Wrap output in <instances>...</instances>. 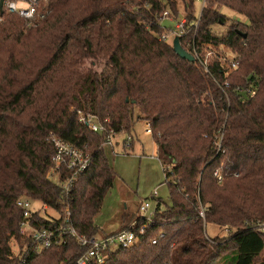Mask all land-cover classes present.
I'll return each instance as SVG.
<instances>
[{
	"label": "trees",
	"instance_id": "obj_1",
	"mask_svg": "<svg viewBox=\"0 0 264 264\" xmlns=\"http://www.w3.org/2000/svg\"><path fill=\"white\" fill-rule=\"evenodd\" d=\"M220 6L247 21L214 28L226 23ZM40 11L29 24L4 6L0 14V264L74 263L84 249L70 235L33 249L16 200L60 208L47 177L55 135L90 156L67 204L79 233L99 232L94 217L117 177L103 141L109 129L130 133L135 117L150 123L156 157L170 168L169 204L137 243L109 248L103 264H264V234L254 227L264 222V0H207L196 25L194 0H47ZM164 11L185 18L183 49L194 45L201 59L211 51L208 72L163 39ZM219 46L235 54L234 68L218 59ZM78 110L105 132L81 123ZM32 218L54 224L40 211ZM207 223L227 234L207 236Z\"/></svg>",
	"mask_w": 264,
	"mask_h": 264
},
{
	"label": "built area",
	"instance_id": "obj_2",
	"mask_svg": "<svg viewBox=\"0 0 264 264\" xmlns=\"http://www.w3.org/2000/svg\"><path fill=\"white\" fill-rule=\"evenodd\" d=\"M16 1L21 2L22 5L18 6ZM207 0H194L195 5H198L196 12L197 20L194 24H197L200 18L202 9ZM47 0H4L3 6L9 13H16L21 16L28 24L33 22L37 17L41 18L47 11H40L41 6L46 5ZM163 16L167 19L174 20L168 11L163 12ZM186 23L185 18H181L175 22V32L178 37L184 34L186 31L184 25ZM165 39V35L163 36ZM187 51V50H186ZM197 61L205 72H208L206 66L207 57L211 54V51H207L205 58L201 59L195 46L188 51ZM213 53V51H212ZM235 54L231 53V56H225V54H219L218 59L225 65L234 68L236 62L234 60ZM240 93H251V89H244L240 87L238 89ZM78 119L81 123L87 126L91 131L94 132H105V127L91 114H83L81 111H77ZM146 132L151 133L150 123L145 122ZM121 132H115L112 129L107 130V134L103 141V145L106 147H113L116 144H121L124 150L130 148L133 136L130 133H125L121 140L117 141V137ZM50 141L54 146V154L51 158L52 167L47 173V177L53 180L60 189L61 197L59 199L58 210L50 208L54 211L55 215H48L45 213L47 208L32 206V200L26 196H20L16 200V205L22 211V220L20 223V232L27 234L33 241V249L40 251L43 248L49 247L52 244H61L66 240V236L70 235L76 239L78 244L84 249L83 253L78 256L73 264H90L96 262L103 264L107 255L106 251L111 248H117L119 246L128 247L138 242L141 235L144 233L145 228L149 224L154 222V214L150 209V201L144 200L138 206L139 216L136 219L129 222L125 227L120 228L107 235H101L97 237L94 235H85L79 233L72 224L71 211L67 204V197L74 187V184L78 181L79 177L86 171L90 163L89 154L83 149L79 148L70 142L64 141L61 138L51 135ZM215 176L220 181L221 171L217 169ZM152 198L157 197V192L154 190L151 194ZM40 215L45 219L52 221V226H40L33 223V213L40 211ZM202 215V212L200 213ZM258 231L264 234V222H257L254 226ZM162 235V234H161ZM156 239H152L151 243L154 244Z\"/></svg>",
	"mask_w": 264,
	"mask_h": 264
},
{
	"label": "rangeland",
	"instance_id": "obj_3",
	"mask_svg": "<svg viewBox=\"0 0 264 264\" xmlns=\"http://www.w3.org/2000/svg\"><path fill=\"white\" fill-rule=\"evenodd\" d=\"M18 6L22 3L16 1ZM196 10L198 5H195ZM219 11L226 17V23L214 25V28L226 30L231 20L247 21L246 18L236 11L220 6ZM175 20L164 18L161 25L165 28V40L173 45L177 34L175 32ZM215 52L231 56V53L224 46H219L214 49ZM135 112L137 110L135 109ZM145 120L137 119L133 122V127L130 134L133 136V141L130 148H122L121 144H116L113 147H106V155L108 160L117 174L113 186L106 192L101 208L95 215V223L100 228L96 233L100 237L104 233L118 229L121 220H125L130 216H139L138 206L144 200L150 201V209L153 212L162 211L169 204V192L165 180V175L170 172V168L162 165L156 157V148L154 139L150 132H146ZM127 132H121L117 141L121 140ZM157 192V197L152 198L153 191ZM29 198V197H28ZM32 200V206L43 207L38 200ZM42 210H40L41 212ZM48 215L56 213L50 208L45 209ZM126 217V218H125ZM206 234L209 237H223L227 234L224 227L214 223H207L205 226ZM13 251L17 250V246L11 240Z\"/></svg>",
	"mask_w": 264,
	"mask_h": 264
},
{
	"label": "water",
	"instance_id": "obj_4",
	"mask_svg": "<svg viewBox=\"0 0 264 264\" xmlns=\"http://www.w3.org/2000/svg\"><path fill=\"white\" fill-rule=\"evenodd\" d=\"M3 3H4V0H0V14L2 11ZM243 36H244V34H243ZM172 48H173L174 52L178 56H180L181 58H184V59L189 60V61H194V57L188 51L183 49L182 46L180 45L178 36L175 38L174 43L172 45Z\"/></svg>",
	"mask_w": 264,
	"mask_h": 264
},
{
	"label": "crops",
	"instance_id": "obj_5",
	"mask_svg": "<svg viewBox=\"0 0 264 264\" xmlns=\"http://www.w3.org/2000/svg\"><path fill=\"white\" fill-rule=\"evenodd\" d=\"M154 144H155V142H154ZM155 148H156V145H155Z\"/></svg>",
	"mask_w": 264,
	"mask_h": 264
}]
</instances>
